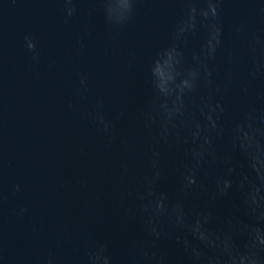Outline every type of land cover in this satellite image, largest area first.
Returning <instances> with one entry per match:
<instances>
[{
    "label": "water",
    "instance_id": "95a60500",
    "mask_svg": "<svg viewBox=\"0 0 264 264\" xmlns=\"http://www.w3.org/2000/svg\"><path fill=\"white\" fill-rule=\"evenodd\" d=\"M74 7L68 18L61 0H0V264H90L98 242L109 245L113 264H122L126 240L142 235L139 220L124 215L118 169L129 160L145 172L146 162L132 160L119 140L109 144L90 113L102 102L119 135L140 141L139 115L153 96L147 69L170 43L180 6L137 0L122 27L106 21L107 0H75ZM222 7L226 38L244 17L264 31V19L251 17V5L225 0ZM26 35L36 37L37 61L26 50ZM223 78L222 70L217 79ZM238 78L243 82L245 73ZM222 103L226 127L249 103L264 110V78L247 92L233 89ZM190 147H160L158 191L184 200L190 214L210 212L213 227L233 214L245 218L237 212L235 183L226 195L211 198L222 165L201 169L198 182L206 191L185 195L176 164L188 161ZM226 148L227 138L217 141L218 153ZM234 162L244 164L238 155ZM160 247L172 264L182 255L174 240Z\"/></svg>",
    "mask_w": 264,
    "mask_h": 264
},
{
    "label": "clouds",
    "instance_id": "9594fccd",
    "mask_svg": "<svg viewBox=\"0 0 264 264\" xmlns=\"http://www.w3.org/2000/svg\"><path fill=\"white\" fill-rule=\"evenodd\" d=\"M137 0H107L106 21L117 27L135 14ZM180 6L172 26L170 43L161 48L147 69L153 96L139 115V142L121 137L113 121L103 113L102 102L90 117L109 144L119 140L123 150L136 161L142 158L147 171L139 172L129 160L118 169L124 215L139 220L142 235L127 239L122 264H172L160 242L174 240L182 255L176 264H264V110L249 103L239 118L225 126L223 96L237 87L264 78V31L255 29L252 19L242 18L226 38L221 20L225 0H171ZM251 5V17L264 19L259 0H234ZM68 18L75 15V0H61ZM67 22V21H66ZM25 47L35 53L36 37L25 36ZM199 40L198 47H192ZM221 58L223 63H221ZM223 70V81L217 77ZM245 73L243 82L238 78ZM80 84L87 87V80ZM79 91V90H78ZM227 138L224 153L217 141ZM189 149L188 161H179L185 195L204 192L198 175L205 166L222 165L223 175L215 179L212 199L234 187L241 194L237 212L220 227H213L207 211L189 213L184 200H172L158 191L161 179V146ZM244 161L237 165L235 157ZM234 177L236 180L234 181ZM13 187V194L19 192ZM90 264H113L107 243L98 242L89 252Z\"/></svg>",
    "mask_w": 264,
    "mask_h": 264
}]
</instances>
